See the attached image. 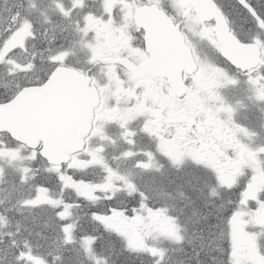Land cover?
<instances>
[{
    "label": "snow or ice",
    "instance_id": "1",
    "mask_svg": "<svg viewBox=\"0 0 264 264\" xmlns=\"http://www.w3.org/2000/svg\"><path fill=\"white\" fill-rule=\"evenodd\" d=\"M93 2L99 5L97 11L88 6V0H52L58 15L71 19L73 13H77L74 24L81 43L95 36L98 25H116L118 16L121 24L128 25L129 7L133 12L140 11L141 22L133 21L138 37L143 39L142 29L155 25L158 31L167 29L183 38L210 76L208 110L201 116V122L206 127L211 125L219 135L201 142L196 124L191 127L157 124L153 114L136 112L133 108L128 109L129 115L117 117L119 100L105 95L110 81L103 73L99 79L89 76L87 87L81 85L89 96L88 107L94 115L99 110L101 127L96 128L95 138L100 142L97 146L89 140L76 152L58 158L48 153L43 141L35 142L34 147L25 145L9 123H0V160L29 159L46 165L43 174L40 168L22 166L18 169V183L28 184L29 191L35 193L21 200L20 205L50 210L53 232L60 240L54 254H41V245L33 246L25 238L19 243L13 240L10 247H0V264H85V257L88 264H106L102 255L106 247L119 250L117 256L123 252L143 256L149 264H209V261L211 264H264V144L253 143L252 138L258 133L238 124L234 118L235 109L216 91L243 80L251 92L249 99L264 104V0ZM221 29L231 38L230 46L219 44L217 32ZM35 40V25L30 16L13 13V18L0 26V69L10 66L16 56L34 47L30 42ZM193 41L204 44L211 57L201 55ZM47 51L50 53V67L45 70L47 78L61 68L72 67L68 63L69 56L75 54L71 49L61 44L57 50ZM79 71L84 73L83 69ZM47 78H40L43 84L48 83ZM38 86H42L39 80L35 83L28 80L15 89L6 85L0 87V121L14 124L44 103L37 97L20 96L25 87ZM185 87H188L187 82ZM46 91L50 97L56 94L54 86ZM141 118L138 127L131 126ZM109 123L119 129L120 140L126 145V149L113 159L133 160V167L146 174H160L165 166L176 172L184 171L203 185L194 189L201 194L209 183L216 186L211 193L213 198L220 189V202L213 203L211 211L200 212L195 200L180 191L178 195L188 201L184 207L177 210L175 205L158 206L144 188L130 178L131 174L128 177L119 174L104 159L103 141ZM137 137L146 147H137ZM187 138L192 142H186ZM177 143L178 148H169ZM28 148L31 151H27ZM92 167L103 169L102 180L87 175ZM150 183H156L155 177ZM81 185L88 186L89 191H80ZM157 196L170 198L164 187L159 188ZM3 203L0 201V223L4 214L11 211L4 208ZM113 216L127 218L126 232L117 231L104 222L103 218ZM156 217L167 221L166 231L151 228L149 220ZM190 225L198 244L187 235ZM130 233H134V237ZM16 235H19V227ZM172 251L181 254V258L172 260L169 255ZM119 264L124 262L121 260Z\"/></svg>",
    "mask_w": 264,
    "mask_h": 264
},
{
    "label": "trees",
    "instance_id": "2",
    "mask_svg": "<svg viewBox=\"0 0 264 264\" xmlns=\"http://www.w3.org/2000/svg\"><path fill=\"white\" fill-rule=\"evenodd\" d=\"M123 173V172H122ZM152 178L155 177L156 183L152 184L149 181V185H146L142 183L140 187L144 188L145 192L148 193L149 197L154 201L158 206L163 204L168 205H175L176 209L179 210V208L184 207L186 204H188V201L183 202H177L178 198H181L178 193L180 191L185 192L191 199L195 200L196 206L203 207L204 202L206 200H203L201 197L202 195L206 196L207 198H212L209 195V186L204 189L203 194L200 192L194 190V189H200L202 184L198 182L197 178L195 176L189 177L185 173L178 176L176 174H173L171 171H163L160 174H151ZM168 176L172 178V180H175L176 184H168ZM171 180V179H170ZM161 181L163 182L161 184ZM166 183V184H164ZM189 184L191 187H189ZM160 187H164L166 191L170 194V198H163V201L159 202L157 200L161 199V197L157 196V192L159 191ZM178 198H177V197ZM177 198V199H176ZM216 201L217 199H214ZM212 205H209V210L211 211ZM188 211H191L189 208ZM45 213V214H44ZM14 215H9V217L6 215V219L3 220V225H11L10 229L8 231H5L6 228L0 229V238L4 235L5 238H2L0 240L3 241L2 244H0V247L5 246H11L12 241L16 240L18 243L21 242L22 238H25L29 241L30 244L35 246L37 243L41 245L39 252L41 254L46 252H52L53 254L56 252L57 248L60 245V240L56 238V234L53 232L52 228V213L50 210L45 211H34V216H22L18 215L15 218H13ZM183 218V217H182ZM15 220V221H13ZM17 224V225H16ZM19 227V235H16L17 228ZM7 233H13L12 236H8ZM187 235L189 237H193L192 227L189 226ZM47 238V239H45ZM193 243L198 244L199 241L195 240L193 237ZM117 251H112L110 248L106 247L103 251L102 255L103 258L106 261V264H112L113 261H115V264H119V262L122 260L124 264H149V262L140 255H137L135 253H128L123 252L119 256H117ZM214 254V253H213ZM169 255L171 256L172 260H179L181 258V254L176 253L174 251L170 252ZM85 264H88L87 258H83ZM209 264H211V261H209Z\"/></svg>",
    "mask_w": 264,
    "mask_h": 264
},
{
    "label": "flooded vegetation",
    "instance_id": "3",
    "mask_svg": "<svg viewBox=\"0 0 264 264\" xmlns=\"http://www.w3.org/2000/svg\"><path fill=\"white\" fill-rule=\"evenodd\" d=\"M140 52V49L133 51L135 57V64L133 65L134 72V92L131 95L135 101H141V107L144 103V98L147 95V90L150 89L155 91V94H151L152 97L155 98L152 107L149 108L151 112L157 114L158 120H162V125H169L172 124L174 127H184L188 126L191 127V124H196L197 128L199 129V137L201 142L205 140V138L216 135L218 136L219 133L211 126H205L201 122V116L208 110V94L205 99V103L200 105L196 108V100H195V93L193 92L194 89L192 85L187 87L186 94L182 98H177L172 95L169 89L159 81L158 85V78L154 80V83H150L152 81L149 78L147 81L144 71L141 67V61L144 60V54ZM198 82V80H194L193 83ZM242 89L238 92V95L241 93ZM205 92L207 93V87L205 88ZM220 95V91H218ZM221 95H224L222 93ZM159 97V98H158ZM225 103L229 102V104H233V102L227 101L223 99ZM255 101L251 99L246 100H238L237 104L235 105V114L234 118L238 124L245 125L246 120L249 122L253 119L254 114L257 112L260 116L261 124L257 129L258 135L256 136L257 140H262V144H264V135L260 134L264 132V104H260L259 107H255ZM148 105V104H147ZM191 122V123H190ZM258 122V123H259ZM211 129V131L209 130ZM186 142H192L190 138H187ZM176 147H179V144H174Z\"/></svg>",
    "mask_w": 264,
    "mask_h": 264
},
{
    "label": "rangeland",
    "instance_id": "4",
    "mask_svg": "<svg viewBox=\"0 0 264 264\" xmlns=\"http://www.w3.org/2000/svg\"><path fill=\"white\" fill-rule=\"evenodd\" d=\"M2 5V3L0 2V6ZM26 7H28V5H26ZM48 10H49V7L48 6H41L40 7V5L38 4L37 6H36V8L35 9H32L31 7H28V11L25 13L26 15H29L30 16V18L32 19L33 17H35V12H37L39 15H40V17H39V19H41V18H43V17H45V16H48V15H55L52 11H51V13H48ZM3 12V11H2ZM2 12L0 11V15L2 14ZM12 14H13V10H12ZM43 14H44V16H43ZM56 17L57 18H59V21H57L53 26H52V29H53V31L54 32H56V33H62L63 31H64V29H63V27H64V20L62 19V16H60V15H56ZM36 18H38V17H36ZM38 19V20H39ZM97 37H98V41L100 42L101 40H102V37H101V35L100 34H98L97 35ZM68 38H70V37H68ZM204 45V44H203ZM200 48H202L203 49V51L205 52V53H210V51H208V49H207V47L206 46H199ZM15 61L17 62V63H20V64H23L22 66H21V68H23L22 70H23V72H26V71H28V69H29V66L27 65V62H24V60L21 58V54L20 55H18V56H16L15 57ZM10 65H11V67L13 68V69H16L17 71H18V68H19V65H16L14 62H10ZM204 72L205 71H203L202 72V76L204 75ZM0 74L2 75V74H5L6 76H10L11 77V74L13 75L12 76V78L10 79V80H15L17 77H16V75H17V73H12V72H10V73H3V72H0ZM22 75V77H24V78H28L29 76L28 75H25V74H21ZM201 76V77H202ZM26 80V79H25ZM203 93V96L202 95H200L199 97H198V100H197V103H198V105L199 104H202L203 103V100L206 98V96H205V92H202ZM201 93V94H202ZM113 94H114V96H115V99L117 98V94L115 93V90H114V92H113ZM228 95H230V96H234V93L233 92H228ZM228 99V98H227ZM229 100V99H228ZM122 101H123V104H124V102H125V98L124 99H122ZM124 108H125V106H123ZM142 121H137L136 123H134L133 125H131L132 127H138V125L141 123ZM156 123H157V120L155 121ZM263 123H264V118H263ZM96 135V134H95ZM137 139V138H136ZM252 141H253V143L254 144H257V138H256V136L255 137H253L252 138ZM137 142L138 143H140V142H143L142 141V139H140V138H138L137 139ZM100 142L98 141V139H92L91 140V144L93 145V146H97L98 144H99ZM144 143V142H143ZM118 145V144H117ZM145 145V144H144ZM118 146H123L125 149H126V145L121 141V144L120 145H118ZM146 146V145H145ZM169 148H172L171 146H169ZM27 151H29V150H27ZM14 162H10V161H8V160H0V163H3V162H7V163H13L14 164V166L16 167V171H18V169L20 168V167H22V166H25V165H27V164H29L30 162H29V159H25V160H23V161H20V160H13ZM33 164H35L34 162H32L31 163V165H33ZM36 168H40V167H36ZM35 168V169H36ZM167 168V167H166ZM170 169L172 170V172H173V174H175V171L170 167ZM13 178H14V173H6V171L5 170H3L2 169V165L0 164V196H1V193L2 192H4V189H3V187H2V185H3V182H6V183H8L9 184V181H11V180H13ZM228 177L227 176H225V179H227ZM146 182H149V179H148V177H145L144 179H143V183L144 184H146ZM146 185H149V183L148 184H146ZM84 186H86V185H83L82 187H84ZM80 190H81V188H80ZM88 191H89V189H88ZM88 191H85V192H88ZM177 197V196H176ZM179 197V196H178ZM177 197V198H178ZM176 198V199H177ZM157 200L159 201V202H161V201H163V197H161V199H158L157 198ZM1 201H3L4 202V200L3 199H1ZM183 202L184 200L183 199H181V198H178L177 199V202ZM117 218H114V217H107V218H104V222L105 223H109V224H111L117 231H121V232H126L127 231V229H126V227H125V225H126V221H127V218H121V217H119V216H116ZM149 224H150V226H151V228L152 229H154V230H156V231H159V232H163V231H166L168 228H169V224L165 221V219L164 218H162V217H156V218H150V220H149ZM129 235H132L133 237H134V233H130ZM2 238H5V236L3 235L2 236ZM6 239V238H5ZM151 242V241H150Z\"/></svg>",
    "mask_w": 264,
    "mask_h": 264
},
{
    "label": "water",
    "instance_id": "5",
    "mask_svg": "<svg viewBox=\"0 0 264 264\" xmlns=\"http://www.w3.org/2000/svg\"><path fill=\"white\" fill-rule=\"evenodd\" d=\"M217 40L219 41V44L220 45H223V46H225V47H227V46H230V44H231V38L230 37H228V35H227V33H226V31H224L223 29H221L220 31H218L217 32ZM178 50H180V47L178 48ZM179 59V55L178 54H175L174 56H172V58H171V60L172 61H177ZM158 61H160L159 59H158ZM184 62V64H180L181 62ZM182 61H180L179 63H178V65H179V67L180 68H182V67H184V66H187L188 64H187V58L186 59H184V60H182ZM68 137L69 136H67V135H62V136H57L55 139H54V142H55V145H56V147L58 148V146L59 145H62L63 143H65L67 140H68ZM43 140V139H42ZM77 141V140H76ZM74 142L75 143V145H76V147H71L70 148V146H67V145H64L63 146V150L60 152V150H58V152L56 153L57 154V156H55V157H63V156H66V155H68L69 153H72V152H75V151H77V150H79L80 148H78V141L77 142ZM27 145H30V140H27L26 142H25ZM32 145V144H31ZM47 145H48V143H47ZM33 146V145H32ZM49 153V152H48ZM49 154H51V155H54V153L53 152H51V153H49Z\"/></svg>",
    "mask_w": 264,
    "mask_h": 264
},
{
    "label": "bare ground",
    "instance_id": "6",
    "mask_svg": "<svg viewBox=\"0 0 264 264\" xmlns=\"http://www.w3.org/2000/svg\"><path fill=\"white\" fill-rule=\"evenodd\" d=\"M28 51H29V53H31L32 55H34V56H37L38 54H40L41 53V49H39L37 46H34V47H31V48H29L28 49ZM167 178H170L171 180H172V178L170 177V176H168ZM170 179H168L169 181H170ZM176 180V179H175ZM175 180H172V181H175ZM169 181H168V184H172V183H169ZM176 183H178V182H174L173 184H176ZM164 184H166V183H164ZM201 186H203V185H201ZM203 197H201L203 200H206V202H204V204L205 203H207L208 204V207L207 208H205L204 206L203 207H199V209H200V212H205V211H210L209 210V205H212L213 203H219V201H216V200H214V199H217V200H220V198H221V196H217L216 198H207L206 196H204V195H202ZM182 199V198H181ZM198 207V206H197Z\"/></svg>",
    "mask_w": 264,
    "mask_h": 264
}]
</instances>
